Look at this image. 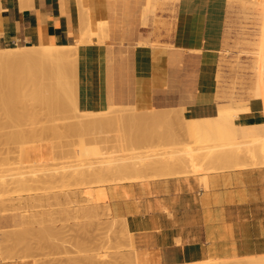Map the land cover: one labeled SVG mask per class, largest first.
Returning <instances> with one entry per match:
<instances>
[{
	"label": "crops",
	"instance_id": "1",
	"mask_svg": "<svg viewBox=\"0 0 264 264\" xmlns=\"http://www.w3.org/2000/svg\"><path fill=\"white\" fill-rule=\"evenodd\" d=\"M137 1L0 0V46L76 45V97L82 108L184 105L188 116L216 117L221 107L247 104L249 110L239 112L243 136L253 135L250 126L263 110L259 98L242 104L217 100L226 0H179L173 31L155 46L137 44L146 37L138 27ZM84 20L94 31L104 22L106 36L81 42ZM192 64L210 73L187 75L185 67ZM243 156L244 166L163 177L148 186L123 181L108 190L111 209L128 219L139 264L264 254V164L259 156ZM0 264L26 263L4 258L0 248Z\"/></svg>",
	"mask_w": 264,
	"mask_h": 264
},
{
	"label": "rangeland",
	"instance_id": "2",
	"mask_svg": "<svg viewBox=\"0 0 264 264\" xmlns=\"http://www.w3.org/2000/svg\"><path fill=\"white\" fill-rule=\"evenodd\" d=\"M178 1L179 0H138L136 2V4H134V7L136 6V8L138 9V13H139V17H140L138 19V27H140L141 31L145 32V34H146V37H140L143 39L138 41L137 44H139V45L146 44V45H153V46L163 44L161 42L160 38L165 37V36H170L171 32L173 31ZM225 3H226V11H227L226 12V23H225V39H224L223 48L220 52L219 63L217 65V69H216L217 91H218L217 100L219 102L231 101L234 104H242L245 99L251 98V97L254 98L253 91H254V88L256 85V75H255L256 72L253 68L254 67L253 65L255 64L254 61H256V59L259 56L261 46L264 47V35H262V31H263L262 30L263 29L262 18H263L264 6L262 5L261 2H256L254 0H226ZM143 8H144V12L142 13ZM94 36H97L98 40H102L103 37L106 36L105 32H104V22L100 21L99 22V31H94L89 27L88 23H85V20H84L82 27H81V33H80L81 42H84V43L91 42V41H93ZM260 41H261V43H260ZM164 44L167 46L169 45L166 43H164ZM51 45H52L51 47L48 45V47L50 49H52V47H54L53 44H51ZM30 47H32V46H30ZM36 47L42 48L41 46H39V47L36 46ZM45 47H47V45H45ZM19 48L23 49V47L22 48L19 47ZM54 49L57 52V54H64L65 56H67V60L65 61V59H64V61H62L61 65L59 64V69H57V72L59 73V75H58V73L56 74V76H57L56 78L58 79V77H59L58 81L65 82V84H63V83H62L63 85L61 84L62 86H60L59 84H58L59 86L57 85L60 88V89L58 88V92L61 93V94L58 93L57 95L61 96L63 94V90L65 92L67 90L69 93L68 94L65 93V95H67L66 99H65V96L62 95L64 97V101L67 102V98L70 97L69 94L71 95V93H73L72 95L74 96V98L76 97V83H75V66L76 65H75L73 60H76L77 46L73 45V44L55 45ZM53 53L56 54L54 51H53ZM68 59L71 60L72 63H70L71 61H68ZM63 62H65V63L67 62V65L70 66V68L68 66H67L68 68L66 67L67 69H70V70H68L70 74H68L67 71H66V73H64L65 75L63 74V72H65V70H66V68L63 66ZM68 63H70V64H68ZM72 64L74 66H71ZM2 65L3 64H0V67H2V68H0V71L3 68H6V66H7L4 64L5 66L3 67ZM64 65L66 66V64H64ZM63 67L65 70L63 69ZM23 68L24 69L26 68V70H27L26 72L29 71L28 74L24 73L25 70ZM61 68L63 69V71L60 70ZM187 68L188 69L190 68V70H187V75L209 74L210 73V71H204V70L199 71L198 68L196 66H194L193 64L191 65V67H189V66L185 67V69H187ZM22 69L24 70V72H22ZM5 70L3 72L1 71L2 73L0 72V74H1L0 78L2 77ZM32 70H35V72H33ZM37 70H38V72H37ZM36 72L39 73L40 76L43 75L39 69H31V68L25 67V65L21 64V67H19L18 73L15 72V74H17V77H15V78L17 79V81L19 83L16 81L15 78L13 81L14 84L18 83V84H16L17 86L15 85L17 88L15 87L14 89L11 90V86L13 85L12 84V85H10L9 90L6 86H5V89H7L8 91L14 90V92L16 90V94L18 91H20V92H18L17 95H19L20 93L24 94V92L21 91L22 85H24L22 88L24 91V89L27 88L28 84H29V86L32 87L33 82H34L35 86H33L32 88L35 89V87L40 86L37 84H40V83H38V80L40 82V79H41V78H39L40 76L38 77ZM23 73L26 74V76H25L26 79H25V77L22 76ZM7 74H8V71H7ZM7 74L5 73V75H7ZM12 74L10 73V75H12ZM60 74H61V76L64 75L65 77L61 78ZM67 74L69 75V77H67ZM10 75H8L10 78L7 77V79H9L8 80L9 84H11V80H13L11 78L13 76H10ZM34 76L35 77L37 76L36 77V79H37L36 83L37 84L35 83ZM66 77L70 80L71 83H69V81ZM22 78H23V81H22ZM7 79L5 82L6 85H7ZM24 79H25V81H24ZM32 79H34V80H32ZM43 80L44 79H42V81H41V85H43V86H41V89L43 88L42 90L45 91L44 90V84L47 83L49 80L47 81V79H46L45 81H47V82H44V84H43ZM72 81H73V83H72ZM21 82H22V84H21ZM66 83H69V84H66ZM19 84H20L21 88L18 87ZM69 85H70V88H72V90L75 92H72V90L70 88H68ZM2 86H4V85H2ZM7 86H9V85H7ZM29 86H28V88H30ZM18 88H20V89H18ZM28 88H27V90H28ZM32 88L29 90V92H28L29 94H30V91H32ZM38 88L39 87H37V90H39ZM5 89L1 90V84H0V91L1 92L5 91ZM68 89H70L71 91ZM7 90L5 91L6 94L8 93ZM35 90L33 92H35ZM11 91L9 92V94L11 93ZM43 91H41L40 94H37L40 91H36L37 93L35 92L33 94L31 92V95H28L26 93L27 92L26 91L25 93H26L27 97H24V95H22V97H21V95H19V96H16V98L18 97L17 101H18V103L21 104L22 102H19V99H20L19 97H21V99H22V100L20 99V101H23V97L26 100H28L27 99L28 97L30 98L29 100H32V99L34 100L35 96L37 97V95H38V97H39V95H41ZM189 91H187V92L189 93ZM2 93L5 94L4 92H2ZM46 93H48V92H46ZM46 93H43L42 97L40 96V98L37 97L36 98L37 100H35L34 103L35 104L36 103L37 104L43 103V105H44V101L46 100L45 98L47 97V96L44 97ZM34 94H35V96H34ZM49 96L50 95L48 93V97ZM60 96H59V98H60ZM43 97L45 100L43 99V100L39 101L40 103H38L37 102L38 99L40 100ZM63 97L61 99H63ZM71 98H73V97H71ZM68 99L70 100V98H68ZM71 100H72V102H74L73 99H71ZM17 101H15V102H17ZM28 101L27 102L23 101L25 103L23 108H22L23 105L19 104L20 108L18 106V109L20 111H21V109L25 110L26 109L25 108L26 103H29L30 105L32 103L31 106L33 107L34 106L33 101H31V102H28ZM64 101L62 100V104L66 103V102L64 103ZM69 102L67 105H71V103L69 104ZM18 103H14V104L17 106ZM60 103H61V101H60ZM41 104H40V106H42V109L39 110L40 113L39 112H37L36 114L34 113L35 116L31 112L32 109L28 107L29 111L27 109L26 115L28 117H30L31 120L26 119L25 118L26 116L24 117L23 115H22V117H24L25 120L22 118L23 120L22 121L19 120V122L15 121V120H13V122H12V120H10V122H9V120H5V118L0 117V167H1L0 168V171H1L0 172V207H1L0 208L1 209L0 210V231H1L0 232V236H1L0 237V247L2 246L1 244L3 243L4 245L1 247V251L3 252L2 255L4 258L16 260L19 262H24L26 264H139L136 260L135 253H134L132 246L130 244V233L131 232L129 230L127 217L116 214V211L111 209L110 202L108 199L103 201V200H100L97 198L96 188H101L103 190H106L108 193V190H113L114 186L117 183L123 182V180L125 181V179L120 181L121 178H124L121 175L108 174V172H106L107 174H105L104 172H105V170H107V168L106 169H104V168L107 167L109 164L106 165L108 162L106 163V162H102V161H105L107 159L106 157H113V158L121 157V158H126L125 159V160H127L126 162L131 164V162L132 163H134L135 161L139 162L140 161L139 159H141V158H142L141 161L142 160L147 161V160H149V158L151 160H152V158H154L156 160V159H161L163 156H164L163 158H165V155H166V157L169 156V158H170V156L171 157L173 156V159H175V158L178 159V158L184 157V156L182 157V154L185 155L186 157L191 156L193 154H194V156L198 154L199 157H197L198 158V160L196 161L197 164L195 163L193 166L192 165L189 166V169L191 170V168H192V170H193L192 172L196 173V172H200V171L210 170V169H213L214 167L219 168V167H217V164L222 165V162H221V164L216 163L219 160L214 162V160L218 159L219 156H218V158L215 156L216 159L212 160L213 162L210 161L213 154H212V156H210V159H209L208 157H206V155L208 156V154L205 153L204 154L205 159L203 160L204 157H202V155H203V152H206L205 150H211L213 152L214 148L218 149V150L219 149L222 150L225 147H232V146L226 144L227 142H225V145H227V146H224L223 140H222V143H221V140H217V141L216 140H209V141L204 140V141H202L199 139L196 140L192 136H189V134H190V133H188L189 127L186 126V125L189 126V118H188V113H187L186 107L184 105L172 106V107H166V108H153L154 111H156V113H157V110H162L161 112H164L163 110H166V111H165V113H163V117L161 115H159L160 113L158 114L161 118L158 116L157 117L158 119L156 117H155L156 119H154V117H153V119L156 122H154L153 120H150L151 122L150 121L147 122L148 125L146 123H144L149 127V129H144V130H150V128L152 127L151 130L152 129L153 130L148 131L149 133L147 131L143 133L144 130H143V128H140V127H143L144 125L138 124V126H140V125H142V126H140L139 128L137 127V129L136 128L135 129H136V131L142 129L143 134L141 132H138V134L141 133V136L142 135L145 136V137L143 136L144 138L142 137V139H143L142 140L140 137V134L139 135L133 134L134 131L128 132L129 130L127 131L126 129H124L126 126H128L126 123L122 124V122H121V124H119L120 119H118V118H120V117H118V116L116 117V116H112V115L117 111V109H118L117 107H121V110H122V108H126V109H124L125 110L124 114H123L124 110H122V111L120 110V112H122L123 116L128 115L129 112L130 113L128 116L131 115V112H132V114L140 113L141 114L140 116H142L143 113H145V112L147 113L148 111L152 112L153 109H147L148 111L147 110H139V109H136L133 104L129 105L132 108V109H129L130 107L128 105L115 104L114 106L116 107V111L114 113H111L113 108L112 109L108 108L109 106L107 107V109L105 108L106 109L105 111L103 109H101L99 111L88 109V111H89L88 112L87 108L84 110H81V111L76 110V109L74 110L75 104L72 103L74 106L73 105H71V106H73L74 108L73 107L71 108V106H68L69 109L70 108L71 109L70 110L68 109V112L66 111L67 109L66 110L64 109L65 111L63 110L61 112H67V113H64V114L62 113V115H61L60 110L63 109L61 106L65 107V105L59 104V105H61V106H59L60 110H56V108H54L56 110L55 111L53 109V107H54V105L56 107H58L57 104H53V107H51L50 105H52V104L48 103L47 106H45L46 104L44 105V107H45L44 111L46 112L45 113L46 115H45V114H43L44 112H42L44 108H43V105H41ZM38 106L36 107L37 109H38ZM46 107H49L50 109H46ZM33 108L35 111L37 110V109H35V107H33ZM233 108H234V112H236L237 109L249 110V107L247 104L244 106L241 105V106H237V107H233ZM52 109L54 111H52V113H51ZM108 109H110L111 112H109ZM16 110L17 109L14 110L15 113L18 112V110L17 111ZM46 110L50 111L49 113L51 115L53 114V112L54 113L57 111H59V112H58V115L56 117H55V115L57 113H55V115H53L54 116L53 117V116H48L49 113ZM85 110H86V113H84ZM114 110L115 109H113V111ZM20 111H19V113H20ZM29 112H31L33 114V116L30 114L32 117L29 115ZM97 112H99V113H97ZM47 113H48V115H47ZM59 113H60V115H59ZM81 113H82V116L80 115ZM116 113H118V112H116ZM20 114H22V112ZM122 114H121V117H122ZM150 114L151 113H149L148 115H150ZM145 115H147V114H145ZM148 115H147V117H148ZM106 116L108 117L107 118L108 120H111L112 117H116L115 119H118V120L116 121V120L112 119L114 121L109 122V121H107L106 118L104 119V117H106ZM119 116H120V114H119ZM128 116L127 117L125 116V117L129 118ZM136 116L138 117L139 115L137 114ZM99 117H102L104 119V122H99V124H98L99 127L97 125V127L95 126L96 127L95 128L92 124H96L98 122V120L100 119ZM132 117L134 118V115ZM151 117L152 116H150V118ZM126 118H125V120H126ZM17 119H19V116ZM122 119H124V117H122ZM122 119H121V121H122ZM134 119H133V122L134 121L136 122V120H134ZM14 121H15V123H14ZM105 121H107V122L105 123ZM118 121H119V123H118ZM157 121H159V122H157ZM186 121H187V123H186ZM92 122H95V123H92ZM83 123L85 126L83 125ZM104 123L106 125H104ZM108 123H110V124H108ZM129 123L130 122H128V124ZM151 123H153L154 126H152ZM129 125H131V124H129ZM132 125L137 126L134 123H132ZM149 125H151V126H149ZM155 125H156V128H155ZM122 126L123 127L125 126V127L123 128ZM131 126H129V127H131ZM87 127H89V128H87ZM129 127H128V129H129ZM133 127L134 126L131 127V130ZM57 128H58V132H57ZM144 128H145V126H144ZM42 129H43V131L44 130L45 131L43 132ZM119 131L123 132V133L120 134ZM238 132H239L240 137H238L237 138L238 140L236 139L235 141H239V140L241 141L242 140L241 144L242 143L245 144L244 139L251 138V137H245V136L243 137V133H244L243 129H241ZM45 133H46V136H44ZM80 133H81V136H80ZM117 133H119L121 136ZM127 133H128V135H127ZM130 133H131V135H130ZM42 135H43V137H42ZM239 135L237 134V136H239ZM96 136H97V138H96ZM100 137H101V139H100ZM121 137H122V139H124L123 141L118 140ZM137 137L138 138L140 137V138L138 139ZM88 138H90V139H88ZM125 139H127V140L125 141ZM58 142H60V143H58ZM214 142L218 145H216ZM192 143H193V145H192ZM248 143H246V144H248ZM201 144H204V145H201ZM241 144H238V145H241ZM186 145H188V146L186 147ZM244 146H246V145H244ZM95 147L96 148L98 147V149H100V150L102 149L100 151L101 153H98L99 151L97 152L98 154L97 153H94V154H88L87 153L88 150L93 151V148H95ZM24 148L25 149L31 148V149H30V151H28L27 149L25 150ZM185 148H188L189 150H186ZM247 148H245V150H246L245 151L244 148L241 147L242 151H245L246 153L248 152V155H250L252 151H250V154H249V151L247 150ZM125 149H127V150H125ZM233 149L230 148L231 151ZM239 149H236V151L239 152ZM241 149H240V157L242 158L244 152L241 156V153H242ZM134 150H136V151H134ZM221 150H219V151H221ZM1 151L3 153H1ZM156 151L159 153V155H160V153H162L163 156L162 155L158 156V153H156L157 155L152 154L154 157L152 155H150L151 153H155ZM211 151H210V153H211ZM215 151H217V150H214V152ZM234 151L235 150H233L232 152L234 154L238 155V153H236ZM27 152H30V153L32 152V153L30 154ZM121 152H122V154H121ZM169 152L170 153L172 152V153L169 154ZM197 152H199V153H197ZM64 154H66V155H64ZM147 154H149L150 156H148ZM234 154H232V155L234 156ZM252 154H251V156H252ZM29 155H31V156H29ZM97 155H98V157H97ZM103 155L105 157H103ZM146 155H147V158L145 159ZM254 155H255V152H254ZM134 156H136V158ZM233 156H232V159L234 158ZM256 156H259V155L257 154ZM27 157L28 158L30 157L29 159H31V157H34L33 160L32 159L31 160L32 161L35 160L34 161L35 163L30 162L31 160L29 161V159ZM132 157H134V159H132ZM201 157H202V159H201ZM215 157H213V158H215ZM227 157L230 158L231 156L228 155ZM4 158L6 161L4 160ZM85 158H87V159H85ZM20 159H22V160H20ZM261 159H262L261 162L263 164V157ZM1 160H3L4 163L5 162L6 163L4 164L3 161L1 162ZM125 160H120L119 162H121V161L123 162ZM221 160H223V158ZM22 161H24V162H22ZM92 161H95V164H93V165H97V166L99 165V167L95 166L96 169L97 168H99V170L103 169V171L102 170L99 171L98 169H97L98 170L97 171V170H95V168L93 166H92L93 168L90 167L93 163ZM238 161H241V159L236 158L234 165H236V166H240V164L245 165V163H241L242 161L239 163H238ZM90 162H91V164H90ZM224 162H226V161L224 160L223 163ZM236 162H237V164H235ZM128 163H126V164H128ZM34 164H38V165H36L37 167L35 166V168H37V169L34 168V170H33L32 168H33ZM189 164H191V163H189ZM41 165H45V167H43ZM224 165H225V163L222 166H224ZM39 166H40V168L41 167L42 168L39 169ZM47 166H49V168ZM179 166H180V164L178 165V167ZM198 166H199V168H197ZM201 166H202V168H201ZM226 166H228V165H226ZM226 166H224V167H226ZM182 167H184V166H182ZM30 168L32 170H30ZM89 168L91 171L94 169L95 172H94V170H93V172L95 174H96V172H100V173L103 172V173H101L102 177L99 176L100 178H97V176L95 177V175L92 176L93 174L91 176L90 175L84 176L83 174H81L82 171L84 172L85 170H87V172H89L90 171ZM32 171H34L36 173H34ZM181 172L178 175H181ZM192 172H188V174H191ZM20 173H22L23 176L20 175ZM146 173L147 174L149 173V178L147 177V179H149L151 181L161 179L164 177V176L158 177V176L153 175L155 173V171H153V169L147 170ZM57 174H58V176H57ZM182 174H184V173H182ZM185 174H187V172ZM87 176H89V177H87ZM129 176L130 175H128V177ZM169 176H171V175H169ZM169 176L167 175V177H169ZM172 176H176V175H172ZM24 177H27V178H31V177L34 178L35 177L32 180H36V178H37L38 181L33 182V181H31V179H29L30 180L29 183L27 182V184H25L26 182L25 183L23 182L25 179ZM94 177H95V179H94ZM113 177L115 178V181H114ZM16 178H17V180L23 179V181L21 180L22 182L20 181L21 184L23 183L22 187H21L20 183H18V185H16L17 183L13 184V180L15 182ZM27 178L25 181H27ZM130 178L131 179L127 178V181H129V180L134 181L132 179V177H130ZM98 179L101 181L98 182ZM102 179H107V181L102 180ZM108 179H110V180H108ZM112 179H113V181L111 182ZM147 179H144L143 181L145 182V180H147ZM201 180L203 181V183L207 184L205 175H203L201 177ZM137 181L140 184H142L141 180H137ZM11 183H12V185H10ZM97 184H99V185H97ZM1 186H3V187H1ZM26 186H27V188H26ZM87 189H89V190H87ZM83 190H85V191L83 192ZM87 192H88V194H87ZM64 193H65V195H64ZM53 194H55V195H53ZM41 196H42V198L40 199ZM53 196H58V197H53ZM20 197H22V199H20ZM86 197L89 199V201H86ZM31 198L33 199L32 201H31ZM59 201H61V202H59ZM2 203H5V205ZM60 204H62V205H60ZM17 205L20 208L17 209ZM94 205H96V206L98 205V206L96 207ZM104 205H107V207H105ZM23 206H24V208H22ZM62 211H64L65 213ZM43 212H44V214H43ZM22 216H24V217H22ZM122 218H124V219L122 220ZM49 220H51V221H49ZM38 221H40V222H38ZM81 222L84 224H81ZM38 226H40V228ZM41 227L42 228L45 227V228L42 229ZM25 228H26V231H25ZM31 228H32V230H31ZM12 229H14V231L16 229H18V230H16L18 233H19V231H20V233L24 231L23 232L24 235H23V233L18 234L16 231H15V234L13 235L12 233L14 231ZM2 230H5V231L7 230L8 233L12 234V235L8 236L9 234H7V231L6 232L3 231V233H2ZM21 230H23V231H21ZM28 230H29V232L27 233ZM49 231L51 233H49ZM37 232H39V233H37ZM56 232H57V234H56ZM2 234H5V236L3 235V237H2ZM28 234H30L31 236ZM49 234L51 235V237ZM19 235H21L23 237H21ZM25 235H27V236H25ZM35 235H38L37 238ZM55 236H57V237H55ZM4 237H8V239H6ZM25 237H26V239H25ZM43 238H45V239L43 240ZM49 238L51 241L49 240ZM31 239L32 240L35 239V241H31ZM36 239H37V242H36ZM3 240H6L4 242H7V245L4 242H2ZM49 241L51 243H49ZM12 242H15L16 246L10 245V244H14ZM20 242H22L23 244ZM38 242H40V243H38ZM28 243H29V245L33 244L34 247L31 245L33 248H31V246H30V248L28 249V247H29ZM62 243H64V244H62ZM17 244H18V246H17ZM19 244H22L23 246L22 245L20 246ZM34 244H37V245L35 246ZM54 244H56V245H54ZM25 245H28V246H25ZM9 247H10L11 251H10ZM23 248H24V250H23ZM82 248H83V250H82ZM7 249H8V251H7ZM32 249H33V251H32ZM13 250L16 252H14ZM20 250H21V252H20ZM28 250L31 253L27 254ZM16 253H17V255H16ZM24 253L26 254V256ZM7 254L9 256L14 255L16 257L11 256V258H10ZM24 257H27V258H24ZM260 262L262 264H264V254L248 255V256H242L239 258L205 257V258H201V259L192 260L191 262H182V263H175V264H260Z\"/></svg>",
	"mask_w": 264,
	"mask_h": 264
},
{
	"label": "bare ground",
	"instance_id": "3",
	"mask_svg": "<svg viewBox=\"0 0 264 264\" xmlns=\"http://www.w3.org/2000/svg\"><path fill=\"white\" fill-rule=\"evenodd\" d=\"M254 1H256V2H261L262 3V5L264 6V0H254ZM25 3V2H24ZM1 5V4H0ZM1 9V8H0ZM264 9V8H263ZM262 26H263V31H262V35H264V10H263V18H262ZM261 33V32H260ZM80 38V37H79ZM260 43H261V41H260ZM54 45V44H53ZM50 47L52 46V45H49ZM39 47V46H38ZM42 48H37L36 46H32V47H23V49H20L19 47H13V48H6V47H3V46H0V64H3L2 66L4 67L5 65H7L6 66V68H3L4 70L6 69L7 71H8V74H7V71L5 70V72L3 73V75H2V77L0 78V84H1V90L3 89H5V86L8 88V90L10 89V85H12L11 86V90L12 89H14L17 85L16 84H18L19 82L17 81V79L15 78V77H17V74H15V72L16 73H18V70H19V67H21V64L22 65H25V67H29V68H31V69H39L40 71H41V73L43 74V75H41L40 76V74L39 73H37L38 72V70H37V75H38V77L39 78H41L40 79V82H39V80H38V83H40V84H37L36 82H37V79H36V77L34 76V79H35V83L37 84V85H40V86H37V87H39L38 89L39 90H37V87H35V89H33L32 87L33 86H35L34 85V82L32 83L33 84V86L31 87V86H29V84H28V86L30 87V88H28V86H27V88H28V90H27V88L26 89H24V91H23V86L24 85H22V88L20 87V84L18 85V87H20L21 88V91L22 92H24V94L22 93H20L19 95H21V97H22V95H24V97H27L26 96V93L28 94V95H31V92H32V94L33 93H35L36 91H40V92H36L37 94H40L41 93V91H43L42 89H41V86H43V85H41V81H42V79H44L43 80V84H44V82H47L48 80V82L47 83H45L44 84V90L45 91H43L42 92V94L43 93H46V92H48L49 93V97H48V93H46L45 94V96L44 97H46L45 99L47 100H45L44 99V97L42 98V99H38V103H40L39 101H41V100H45L44 101V105L45 106H47L48 105V103H51L52 105H50L51 107H53V104H57V106L58 107H56L55 105H54V107H53V109L54 108H56V110H60L59 109V106H61V105H59V104H62V100L64 101V97L63 96H65V99H66V97H67V95H65V93H69L67 90H66V92L63 90V99H61L62 97L60 96V95H57L58 93H60V92H58V86L60 85V86H62L63 84H65V82H61V81H58V79H59V77H58V79L56 78L57 76H56V74L58 73L57 72V69H59V64L61 65V63H62V61H64V59H65V61L67 60V56H65L64 54H57V52L55 51V45H54V47H52V49H50L49 47H48V45H47V47H43V46H41ZM22 48V47H21ZM25 49V50H24ZM27 49V50H26ZM261 50H260V53H259V56H258V58L256 59V61H254L255 62V64L253 65L254 67V70H255V72H256V85H255V88H254V91H253V95H254V98H259L260 100H262L263 101V103H264V83H263V78H262V57H263V46H261V48H260ZM52 50V51H51ZM53 51L56 53V54H54L53 53ZM68 61H71V60H69L68 59ZM74 61V63H75V65H76V60H73ZM70 63H72V61L70 62ZM70 63H68V64H70ZM5 64V65H4ZM64 64H66V66L64 65ZM13 66V67H12ZM63 66L66 68L67 66L70 68V66L69 65H67V62L65 63V62H63ZM71 66H74L73 64L71 65ZM62 67V66H61ZM64 67H63V69H64ZM67 67V68H68ZM0 68H2V67H0ZM66 68V70H65V72H63V74L64 73H66V71H67V73L68 74H70L69 73V71L68 70H70V69H67ZM1 70L2 72L4 71V70ZM24 69V68H23ZM22 69V72H24V70H25V72L24 73H26V74H28V72H26L27 70H26V68L23 70ZM63 69L61 68L60 70H62L63 71ZM73 70V69H72ZM75 70H76V68H75ZM0 71V72H1ZM33 72H35V70H32ZM1 72V73H2ZM5 73L7 74V75H5ZM10 73L12 74V75H10ZM22 74V76L23 77H25L26 76V74ZM35 73V74H36ZM62 73V72H61ZM72 73V72H71ZM67 74V77H69V75ZM1 75V74H0ZM8 75H10V76H13V77H11L13 80H11V84H9L8 82V80L9 79H7V77L8 78H10ZM16 75V76H15ZM58 75H59V73H58ZM65 75V74H64ZM61 76V74H60V76H61V78L63 77H65V76ZM5 76V77H4ZM21 76V77H22ZM66 77V78H67ZM73 77V76H72ZM7 79V85H9V86H7L6 85V79ZM14 78L16 79V81L18 82V83H16V84H14ZM38 78V79H39ZM5 79V80H4ZM25 79H26V77H25ZM25 79H24V81H25ZM34 79H32V80H34ZM47 79V81H45ZM55 79V80H54ZM57 79V80H56ZM68 79V78H67ZM15 81V82H16ZM22 81H23V78H22ZM58 81V82H57ZM68 81H69V83H71L70 82V80L68 79ZM67 81V82H68ZM13 82V83H12ZM63 83V84H62ZM69 83H66V84H69ZM72 83H73V81H72ZM21 84H22V82H21ZM25 84V83H24ZM59 84V85H58ZM62 84V85H61ZM2 85H4V86H2ZM16 85V86H15ZM26 85V84H25ZM58 85V86H57ZM71 85V84H70ZM70 85H69V87L68 88H70ZM14 86V87H13ZM13 87V88H12ZM26 87V86H25ZM24 87V88H25ZM75 87V86H74ZM17 88V87H16ZM20 88H18V89H20ZM32 88V91H30V94L28 93L29 92V90ZM60 89V88H59ZM71 90H72V88H70ZM70 89H68V90H70ZM7 89H5V91H6ZM7 90V94L5 93V91H2V92H4L5 94H3L1 91H0V117H2V118H5V120H9V122H10V120H12V122H13V120H15V121H18L19 122V120H23L24 119V117L26 118V119H30V117H28L27 115H26V111H27V109H28V107L29 108H31L32 109V113L34 114H36L37 112H39L40 113V109H42V106H40V104H35L34 102H35V100H37L36 98L38 97V95H37V97L35 96V94H34V96H35V98H34V100L32 99V100H29L30 98L28 97L27 99L29 100H26L24 97H23V101L24 102H31V101H33V107H35V109H37L36 107L38 106V111L36 110H34V108L31 106L32 105V103H31V105L29 104V103H26V106H25V110H22L21 109V111L18 109V106H19V108H20V105H23L22 106V108L24 107V105H25V103L23 102V101H20V99H21V97H19L20 99H19V102H22L21 104L20 103H18V97L16 98V96H19V95H17L18 94V92H20V91H18L17 92V94H16V90H15V92H14V90L13 91H11V95L9 94V92L10 91H8ZM35 90V92H33ZM70 90V91H71ZM27 91V92H26ZM60 91V90H59ZM26 92V93H25ZM72 92H75V91H73L72 90ZM15 93V94H14ZM42 94L41 95H39V97L38 98H40V96L42 97ZM61 94V93H60ZM73 93H71V95H72ZM15 97H14V96ZM70 94H69V96L70 97H68V98H70V100L67 98V102L66 101H64V103L65 104H62V105H65V107H63V106H61L63 109L62 110H60V113H61V115H62V113L64 114V113H67L68 112V109H69V107L68 106H71V105H73L72 103H74L75 104V108L73 107V106H71V108L73 107L74 108V110L76 109V110H79V111H81V110H84V109H86V108H82L79 104H78V100H77V97H75L74 98V96L72 95L71 96ZM33 96V95H32ZM59 96H60V98H59ZM71 97H73V98H71ZM71 99H73V101L74 102H72V100ZM75 99V100H74ZM22 100V99H21ZM15 101H17V102H15ZM60 101H61V103H60ZM70 101V102H69ZM43 102V101H42ZM48 102V103H47ZM68 102H69V104L71 103V105H67L68 104ZM14 103H18L17 104V106L14 104ZM20 104V105H19ZM28 104V105H27ZM36 105V106H35ZM41 105H43V103L41 104ZM44 105H43V111L42 112H44L43 114H45L46 112L44 111L45 110V107H44ZM67 105V106H66ZM257 105V104H256ZM129 106V105H128ZM260 106V105H259ZM16 107V108H15ZM40 107V108H39ZM130 107V106H129ZM58 108V109H57ZM70 108V109H71ZM108 108H113V109H115L114 111H113V109H112V112H111V110L110 109H108L109 110V112H111V113H114L115 111H116V107L113 105V107L112 106H109ZM118 109H117V111L116 112H118L119 114H120V116H119V114L118 113H114L112 116H118V117H120V118H118V119H120L119 121H120V123H119V121H118V123L119 124H121V122H122V124H127L128 126H122L124 129H126L128 132H133V134H138V132H141L142 133V129L141 130H137L136 131V129H137V127L139 128L140 126H142V125H140V126H138V124H143L144 126H145V128H144V126L143 127H140V128H143V130L144 129H149V127L147 126L148 125V123L147 122H149L150 120H153L154 122H156L154 119H156L159 115H161L162 117H163V113H165V111L166 110H163L164 112H161L162 110H157V113H156V111H154V109H153V113L152 112H149L148 110V112L149 113H151L150 115H148L149 113L147 112H145V113H143V115L142 116H140L141 114L140 113H137L139 116L137 117L136 115V113H134V114H132V112H131V115L130 116H128L129 115V113H128V115H125L126 117L128 116L129 118H126L125 116H123V114L125 113V110L124 109H126V108H122V110H124L123 111V114H122V112H120V110H121V107H117ZM15 109H17L18 110V112H14V110ZM46 109H50L49 107H46ZM51 110V113H52V111H54V110ZM66 110L67 112H61V111H63V110ZM69 109V110H70ZM107 109V108H106ZM106 109H103L104 111L106 110ZM129 109H132L131 107L129 108ZM16 110V111H17ZM35 112H34V111ZM55 110V111H56ZM64 110V111H65ZM121 110V111H122ZM156 110V109H155ZM19 111H20V113L22 112V114H20L19 113ZM28 111H29V109H28ZM48 113L50 112V111H48V110H46ZM87 111H88V109H87ZM91 111V110H90ZM99 111V110H98ZM160 111V112H159ZM240 111H242V109H238L236 112H234V108H231V109H227V108H224V107H221V108H219V115L218 116H216V117H191V116H188V118H189V126L188 125H186L187 127H189V131H188V133H190L189 134V136H192L194 139H199V140H202V141H204V140H206V141H209V140H221V143H222V140H223V145L224 146H227V145H225V142H227L226 144H228V145H230V146H232V147H225V148H223L222 150L221 149H219V150H221V151H219L218 149H215L214 148V150H217V151H215L214 152V150H213V152L211 151V150H205L206 152H203V155H202V157H204L203 158V160L205 159V153L206 154H208V156L206 155V157H208L209 159H210V156H212V154H213V156L211 157V159H210V161L211 162H213L212 160H214V159H216V157L218 158V156H219V158L218 159H216V160H214V162L215 161H218V162H216V163H220L221 164V162H222V165L225 163V165L224 166H226V165H228V166H233L234 165V163H231L230 164V162H229V160H232V154H234L232 151L233 150H235L234 152H236V153H238V155H236V154H234V158H233V161H235L236 160V158H238V159H241V157H240V149H241V147H243L244 148V150H245V148H247V150L249 151V154H250V151H252L251 152V154H252V156L254 155V152H255V157L256 158H258L256 155L258 154L259 155V157L260 158H262L263 157V164H264V108H263V110L261 111V112H259V114H260V121L257 123V124H254V125H251L250 127L252 128V130H253V132H254V134L253 135H251V136H245V137H251V138H249V139H244L245 140V144H241V142H242V140L240 141H235L238 137H240V135H239V132L238 131H240L241 129H243V123H242V113H239ZM31 112H29V115L31 114L32 116H33V114L31 113ZM41 112V113H42ZM58 112L59 111H57V112H55V113H57L56 115H55V113L53 112V114L51 115L50 113H49V115H48V113H47V115L48 116H53V115H55V117L58 115ZM89 112V111H88ZM93 112V111H92ZM15 113V114H14ZM60 113H59V115H60ZM80 113V112H79ZM84 113H86V110H85V112ZM91 113V112H90ZM97 113H99V112H97ZM103 113V112H102ZM160 113V114H159ZM162 113V114H161ZM18 114V115H17ZM35 114H34V116H35ZM118 114V115H117ZM121 114H122V117H124V119H122V117H121ZM127 114V113H126ZM136 114V115H135ZM145 114H147L148 115V117H147V115H145ZM154 116H153V115ZM159 114V115H158ZM22 115L24 116V117H22ZM30 115V116H31ZM38 115V114H37ZM46 115V114H45ZM70 115V114H69ZM81 116H82V113L80 114ZM85 115V114H84ZM134 115V118L132 117ZM145 115V116H144ZM165 115V114H164ZM18 116H19V119H17L18 118ZM31 116V117H32ZM68 116V115H67ZM75 116V115H74ZM109 116V115H108ZM150 116H152L151 118H150ZM28 117V118H27ZM54 117V116H53ZM116 117H112L111 118V120H108L107 118V116L106 117H104V119L106 118L107 119V121H109V122H111V121H114V120H118V119H115ZM153 117H154V119H153ZM156 117V118H155ZM160 117V116H159ZM15 118V119H14ZM23 118V119H22ZM51 118V117H50ZM100 119L98 120V122L96 123V124H92L94 127L96 126L97 127V125L99 124V122H104V119L102 118V117H99ZM102 118V119H101ZM110 118V117H109ZM125 118H126V120H125ZM161 118V117H160ZM159 118V119H160ZM33 119V118H32ZM112 119H114V120H112ZM121 119H122V121H121ZM128 119V120H127ZM133 119L134 120H136V122L134 121L133 122ZM149 119V120H148ZM158 119V118H157ZM25 120V119H24ZM31 120V119H30ZM81 120V119H80ZM101 120V121H100ZM103 120V121H102ZM132 120V121H131ZM15 121H14V123H15ZM79 121V120H78ZM90 121V120H89ZM93 121V120H92ZM107 121H105V123L107 122ZM127 121V122H126ZM8 122V123H9ZM77 122V121H76ZM83 122V121H82ZM81 122V123H82ZM86 122V121H85ZM84 122V123H85ZM124 122V123H123ZM128 122H130L129 124H131L132 125V123H134V124H136L137 126H135V125H132V126H134L133 128H132V130H131V125H129L128 124ZM151 122V121H150ZM157 122H159V121H157ZM25 123V122H24ZM54 123V122H53ZM84 123H83V125H84ZM92 123H95V122H92ZM104 123V125H106ZM144 123H146V124H144ZM186 123H187V121H186ZM20 124V123H19ZM28 124V123H27ZM26 124V125H27ZM72 124V123H71ZM90 124V123H89ZM108 124H110V123H108ZM18 125V124H17ZM101 125V124H100ZM151 125L152 126H154V124L153 123H151ZM151 125H149V126H151ZM19 126V125H18ZM73 126V125H72ZM85 126V125H84ZM103 126V125H102ZM113 126V125H112ZM129 126H131V127H129ZM95 127V128H96ZM98 127H99V125H98ZM120 127V126H119ZM128 127H129V129H128ZM43 128V127H42ZM49 128V127H48ZM76 128V127H75ZM85 128V127H84ZM87 128H89V127H87ZM86 128V129H87ZM93 128V127H92ZM94 128V129H95ZM136 128V129H135ZM152 128V127H151ZM151 128H150V130H151ZM155 128H156V125H155ZM79 129V128H78ZM48 130V129H47ZM72 130V129H71ZM83 130V129H82ZM90 130V129H89ZM115 130V129H114ZM123 130V129H122ZM121 130V131H122ZM125 130V131H126ZM150 130H144L143 131V133L144 132H148V131H150ZM153 130V129H152ZM151 130V131H152ZM42 131H43V129H42ZM45 131V130H44ZM43 131V132H44ZM76 131V130H75ZM81 131V130H80ZM79 131V132H80ZM126 131V132H127ZM15 132V131H14ZM19 132V131H18ZM25 132V131H24ZM31 132V131H30ZM57 132H58V128H57ZM56 132V133H57ZM120 132V131H119ZM238 132V133H237ZM11 133V132H10ZM121 133H123V132H120V134ZM141 133H139L140 134V137H141V139H142V137L144 136V135H142L141 136ZM142 133V134H143ZM149 133V132H148ZM16 134V133H15ZM25 134V133H24ZM30 134V133H29ZM60 134V133H59ZM117 134H119V133H117ZM119 134V135H120ZM132 134V135H133ZM138 134V135H139ZM157 134V133H156ZM237 134L239 135V136H237ZM20 135V134H19ZM27 135V134H26ZM34 135V134H33ZM85 135V134H84ZM127 135H128V133H127ZM130 135H131V133H130ZM44 136H46V133H45V135ZM80 136H81V133H80ZM83 136V135H82ZM121 136V135H120ZM160 136V135H159ZM6 137V136H5ZM17 137V136H16ZM20 137V136H19ZM42 137H43V135H42ZM48 137V136H47ZM119 137V136H118ZM125 137V136H124ZM123 137V138H124ZM139 137V138H140ZM145 137V136H144ZM143 137V138H144ZM155 137V136H154ZM244 137V136H243ZM40 138V137H39ZM67 138V137H66ZM96 138H97V136H96ZM133 138V137H132ZM138 138V137H137ZM138 138V139H139ZM242 138V137H241ZM41 139V138H40ZM43 139V138H42ZM88 139H90V138H88ZM100 139H101V137H100ZM108 139V138H107ZM35 140V139H34ZM86 140V139H85ZM118 140H121V141H123L124 139H122V137L121 138H119ZM127 139H125V141H126ZM143 140V139H142ZM226 140V141H225ZM238 140V139H237ZM249 140V141H248ZM111 141V140H110ZM194 141V140H193ZM249 143H248V142ZM35 142V141H34ZM109 142V141H108ZM219 142V141H218ZM55 143V142H54ZM58 143H60V142H58ZM135 143V142H134ZM215 143V142H214ZM246 143H248V144H246ZM56 144V143H55ZM121 144V143H120ZM132 144V143H131ZM212 144V143H211ZM216 144V143H215ZM238 144H241V145H238ZM54 145V144H53ZM192 145H193V143H192ZM196 145V144H195ZM201 145H204V144H201ZM216 145H218V144H216ZM222 145V144H221ZM220 145V146H221ZM234 145V146H233ZM236 145V146H235ZM244 145H246V146H244ZM61 146V145H60ZM73 146V145H72ZM135 146V145H134ZM133 146V147H134ZM188 145H186V147H187ZM223 146V147H224ZM238 146V147H237ZM240 146V147H239ZM195 147V146H194ZM217 147V146H216ZM237 147V148H236ZM19 148V147H18ZM69 148V147H68ZM96 148V147H95ZM95 148H93V151L92 150H88L87 151V153L88 154H94V153H97L98 151V153H101L100 151L102 150H100V149H98V147L95 149ZM198 148V147H197ZM230 148L231 149H233L232 151L230 150ZM239 149V152L238 151H236V149ZM8 149V148H7ZM25 149V148H24ZM27 149V148H26ZM25 149V150H26ZM30 149L31 148H29V149H27L28 151H30ZM37 149V148H36ZM186 150H189L188 148H185ZM21 150V149H20ZM69 150V149H68ZM96 150V151H95ZM123 150V149H122ZM125 150H127V149H125ZM150 150V149H149ZM185 150V151H186ZM204 150V149H203ZM23 151V150H22ZM32 151V150H31ZM74 151V150H73ZM134 151H136V150H134ZM209 151V152H208ZM210 151H211V153H210ZM230 151V152H229ZM246 151V150H245ZM245 151H242V149H241V156H242V154H243V152H244V156L243 157H246L245 155H247L248 154V152L246 153ZM104 152V151H103ZM102 152V153H103ZM149 152V151H148ZM168 152V151H167ZM190 152V151H189ZM188 152V153H189ZM217 152V153H216ZM1 153H3L2 151H1ZM5 153V152H4ZM22 153V152H21ZM20 153V154H21ZM27 153H30V152H27ZM26 153V154H27ZM32 153V152H31ZM30 153V154H31ZM97 153V154H98ZM105 153V152H104ZM103 153V154H104ZM151 153V152H150ZM156 153H158L157 151L155 152V153H151L150 155H152V154H156ZM164 153V152H163ZM172 153V152H171ZM170 152H169V154H171ZM197 153H199V152H197ZM246 153V154H245ZM120 154V153H119ZM121 154H122V152H121ZM168 154V153H167ZM168 154V155H169ZM202 154V153H201ZM231 154V155H230ZM251 154H250V157H252L251 156ZM25 155V154H24ZM61 155V154H60ZM64 155H66V154H64ZM130 155V154H129ZM128 155V156H129ZM138 155V154H137ZM142 155V154H141ZM148 156H150L149 154H147ZM147 155H146V157H145V159L147 158ZM157 155V154H156ZM160 155H162L163 156V154L162 153H160ZM159 155V153H158V156H160ZM176 155V154H175ZM231 156L230 158H228L227 156ZM29 156H31V155H29ZM42 156V155H41ZM68 156V155H67ZM102 156V155H101ZM108 156V155H107ZM117 156V155H116ZM153 156V155H152ZM161 156V157H162ZM184 156V157H183ZM201 156V155H200ZM216 156V157H215ZM223 156V157H222ZM236 156V157H235ZM249 156V155H248ZM247 156V157H248ZM253 156V157H254ZM3 157V156H2ZM22 157V156H21ZM96 157V156H95ZM97 157H98V155H97ZM103 157H105L104 155H103ZM102 157V158H103ZM135 158H136V156H134ZM134 157H132V159H134ZM154 157V156H153ZM164 157V156H163ZM162 157V158H163ZM182 157L183 158H175V159H173V156L171 157L170 156V158H169V156L168 157H166V155H165V158H161V159H154V158H152V160L149 158V160H147V161H145V160H142L141 161V159H139L140 161L139 162H137V161H135L134 163H132L131 162V164H129L128 162H126L127 160H125L126 158H121V157H118V158H113V157H106L107 159L105 160V161H102V162H108L106 165H108L107 167H105L104 169H106L107 168V170H105V174H107L106 172H108V174H117V175H121L122 177H124V178H121V180L120 181H122L123 179H125V181H127V178L128 179H131L130 177H132V179L133 180H141L142 181V184H143V186H148L149 185V179H147V177L149 178V173L147 174L146 173V171L147 170H150V169H153V171H155V173L153 174V175H155V176H158V177H167V175L169 176V175H178L181 171V174L182 173H186L187 172V174H188V172H192L193 170H192V168H191V170L189 169V166L190 165H194L195 163H196V161L198 160V158L197 157H199L198 156V154L197 155H195L194 156V154L193 155H191V156H188V157H186L185 155H183L182 154ZM186 157V158H185ZM196 157V158H195ZM202 157H201V159H202ZM213 157H215V158H213ZM228 159H227V158ZM252 157V158H253ZM254 157V158H255ZM28 158V157H27ZM30 158V157H29ZM28 158V159H29ZM33 158L34 157H31V159L33 160ZM37 158V157H36ZM88 158V157H87ZM87 158H85V159H87ZM101 158V157H100ZM129 158V157H128ZM138 158V157H137ZM156 158V157H155ZM160 158V157H159ZM168 158V159H167ZM223 158V160H221ZM249 158V157H248ZM253 158V159H254ZM7 159V158H6ZM23 159V158H22ZM22 159H20V160H22ZM31 159H29V161L31 160ZM38 159V158H37ZM36 159V160H37ZM42 159V158H41ZM131 159V160H132ZM144 159V158H143ZM172 159V160H171ZM196 159V160H195ZM235 159V160H234ZM243 159V158H242ZM247 159V158H246ZM252 159V160H253ZM4 160H5V158H4ZM25 160V159H24ZM30 161V162H34V161ZM39 160V159H38ZM120 160H125V161H121V162H119ZM228 161L227 163L226 162H224L223 163V161ZM262 160V159H261ZM3 160H1V162H2ZM6 161V160H5ZM27 161V160H26ZM72 161V160H71ZM133 161V160H132ZM180 161V162H179ZM232 161V162H233ZM242 161V160H241ZM241 161H238V163L239 162H241ZM20 162V161H19ZM22 162H24V161H22ZM21 162V163H22ZM93 163H92V165L90 166V167H94L95 168V166H97V165H93V164H95V161H92ZM100 162V161H99ZM120 164H119V163ZM130 162V161H129ZM3 163H4V161H3ZM6 163V162H5ZM4 163V164H5ZM9 163V162H8ZM29 163V162H28ZM31 163V164H32ZM35 163V162H34ZM126 163H128V164H126ZM189 163H191V164H189ZM241 163H245V165L248 163H246V162H244V161H242ZM10 164V163H9ZM54 164V163H53ZM90 164H91V162H90ZM99 164V163H98ZM138 164V165H137ZM180 164V166L178 167V165ZM197 164V163H196ZM235 164H237V162L235 163ZM8 165V164H7ZM27 165V164H26ZM36 165H38V164H34V166H33V170H34V168H35V166ZM49 165V164H48ZM82 165V164H81ZM89 165V164H88ZM184 166V167H182V166ZM216 165V164H215ZM222 165H219V164H217V167H221ZM239 165V164H238ZM4 166V165H3ZM21 166V165H20ZM41 166H43V167H45V165H41ZM197 166V165H196ZM224 166H222L223 167V169H224ZM240 166H244V164H240ZM8 167V166H7ZM11 167V166H10ZM19 167V166H18ZM37 167V166H36ZM48 168H49V166H47ZM92 167V168H93ZM97 167H99V165L97 166ZM181 167V168H180ZM204 167V166H203ZM1 168V167H0ZM30 168V170H32ZM42 168V167H41ZM40 168V166H39V169H41ZM183 168V169H182ZM197 168H199V166L197 167ZM201 168H202V166H201ZM211 168V167H210ZM215 168V167H214ZM213 168V169H214ZM234 168V167H233ZM237 168V167H236ZM35 169H37V168H35ZM44 169V168H43ZM73 169V168H72ZM77 169V168H76ZM83 169V168H82ZM81 169V170H82ZM98 170H99V168H97ZM96 168H95V170H97ZM222 168H220V170H221ZM225 169H228V168H225ZM20 170V169H19ZM46 170V169H45ZM65 170V169H64ZM74 170V169H73ZM84 170V169H83ZM89 170H90V168H89ZM94 170V169H93ZM93 170L91 171H89V172H87V170H85L84 172L82 171V173L81 174H83L84 176H86V175H92V176H94L95 175V177L97 176V178H100V177H102V174L101 173H103V172H96V174L94 173L95 172V170H94V172H93ZM97 170V171H98ZM102 171H103V169H101ZM101 170H99V171H101ZM181 170V171H180ZM55 171V170H54ZM184 171V172H183ZM199 171V170H198ZM1 172V171H0ZM32 172H34V171H32ZM31 172V173H32ZM69 172V171H68ZM74 172V171H73ZM76 172V171H75ZM34 173H36V172H34ZM58 173V172H57ZM78 173V172H77ZM193 173V172H192ZM197 173V172H196ZM24 174V173H23ZM53 174V173H52ZM76 174V173H75ZM20 175H22V173H20ZM50 175V174H49ZM78 175V174H77ZM80 175V174H79ZM82 175V176H83ZM104 175V174H103ZM127 177H126V176ZM128 175H130L129 177H128ZM2 176V175H1ZM23 176V175H22ZM21 176V177H22ZM26 176V175H25ZM57 176H58V174H57ZM61 176V175H60ZM100 176V177H99ZM154 176V177H155ZM28 177V176H27ZM27 177H24L25 179H24V181H23V179H21L25 184H27V182L29 183V179H31V181H38L37 180V178H36V180H32V179H34V178H27ZM43 177V176H42ZM87 177H89V176H87ZM95 177H94V179H95ZM186 177V176H185ZM23 178V177H22ZM26 178H27V181H25L26 180ZM49 178V177H48ZM54 178V177H53ZM58 178V177H57ZM96 178V179H97ZM153 178V177H152ZM111 179V178H110ZM110 179H108V180H110ZM113 179H114V181H115V178L113 177ZM113 179L111 180V182L113 181ZM144 179H147V180H145V182L143 181ZM13 180V179H12ZM20 179L19 180H17V178L15 179V182H14V180H13V184L15 183H17L16 185H18V183H20V181H21ZM80 180V179H79ZM86 180V179H85ZM102 180H106L107 181V179H102ZM17 181V182H16ZM21 181V182H22ZM92 181V180H91ZM101 180H99L98 179V182H100ZM118 181V180H117ZM124 181V180H123ZM130 181V180H129ZM147 181V182H146ZM53 182V181H52ZM85 182V181H84ZM93 182V181H92ZM105 182V181H104ZM103 182V183H104ZM110 182V183H111ZM44 183V182H43ZM87 183V182H86ZM201 183V182H200ZM206 183H207V181H206ZM2 184V183H1ZM21 184V183H20ZM19 184V185H20ZM24 184V185H25ZM93 184V183H92ZM102 184V183H101ZM156 184V183H155ZM208 184V183H207ZM207 184H205L204 183V185L206 186ZM5 185V184H4ZM8 185V184H7ZM10 185H12V183L10 184ZM22 185H23V183L21 184V187H22ZM29 185V184H28ZM97 185H99V184H97ZM33 186V185H32ZM64 186V185H63ZM1 187H3V186H1ZM12 187V186H11ZM18 187V186H17ZM20 187V186H19ZM25 187V186H24ZM37 187V186H36ZM41 187V186H40ZM44 187V186H43ZM76 187V186H75ZM8 188V187H7ZM26 188H27V186H26ZM33 188V187H32ZM54 188V187H53ZM144 188V187H143ZM11 189V188H10ZM121 189V188H120ZM23 190V189H22ZM87 190H89V189H87ZM115 190H116V188H115ZM85 190H83V192H84ZM143 191H144V189H143ZM2 192V191H1ZM7 192V191H6ZM69 192V191H68ZM78 192V191H77ZM96 192H97V198L98 199H100V200H107L108 199V197H109V195H108V193H107V191L106 190H103V189H101V188H96ZM95 192V193H96ZM128 192V191H127ZM72 193V192H71ZM9 194V193H8ZM16 194V193H15ZM50 194V193H49ZM83 194V193H82ZM87 194H88V192H87ZM53 195H55V194H53ZM59 195V194H58ZM64 195H65V193H64ZM71 195V194H70ZM73 195V194H72ZM84 195V194H83ZM124 195V194H123ZM145 195V194H144ZM34 196V195H33ZM39 196V195H38ZM43 196V195H42ZM42 196L40 197V199L42 198ZM26 197V196H25ZM30 197V196H29ZM48 197V196H47ZM53 197H58V196H53ZM144 197V196H143ZM34 198V197H33ZM92 198V197H91ZM90 198V199H91ZM157 198V197H156ZM14 199V198H13ZM12 199V200H13ZM18 199V198H17ZM20 199H22V197H20ZM30 199V198H29ZM37 199V198H36ZM44 199V198H43ZM78 199V198H77ZM84 199V198H83ZM88 198L86 197V201H89V199L87 200ZM25 200V199H24ZM33 199L31 198V201H32ZM93 201V200H92ZM99 201V200H98ZM155 201V200H154ZM2 202V201H1ZM14 202V201H13ZM12 202V203H13ZM50 202V201H49ZM59 202H61V201H59ZM80 202V201H79ZM94 202V201H93ZM150 202V201H149ZM48 203V202H47ZM56 203V202H55ZM87 203V202H86ZM153 203V202H152ZM2 204H4L5 205V203H2ZM7 204V203H6ZM10 204V203H9ZM35 205V204H34ZM44 205V204H43ZM48 205V204H47ZM60 205H62V204H60ZM103 205V204H102ZM20 206V205H19ZM30 206V205H29ZM33 206V205H32ZM40 206V205H39ZM53 206V205H52ZM94 206H96V205H94ZM98 206V205H97ZM96 206V207H97ZM105 207H107V205H104ZM5 207V206H4ZM16 207V206H15ZM27 207V206H26ZM37 207V206H36ZM109 207V206H108ZM1 208V207H0ZM3 208V207H2ZM18 208H20V207H18V205H17V209ZM22 208H24V206L22 207ZM31 208V207H30ZM38 208V207H37ZM99 208V207H98ZM15 209V208H14ZM26 209V208H25ZM67 209V208H66ZM87 209V208H86ZM1 210V209H0ZM6 210V209H5ZM21 210V209H20ZM27 210V209H26ZM64 210V209H63ZM81 210V209H80ZM79 210V211H80ZM19 211V210H18ZM61 211V210H60ZM77 211V210H76ZM85 211V210H84ZM41 212V211H40ZM46 212V211H45ZM62 212H64V211H62ZM65 213V212H64ZM96 213V212H95ZM36 214V213H35ZM43 214H44V212H43ZM62 214V213H61ZM111 214V213H110ZM109 214V215H110ZM31 215V214H30ZM48 215V214H47ZM53 215V214H52ZM36 216V215H35ZM38 216V215H37ZM41 216V215H40ZM112 216V215H111ZM142 216V215H141ZM22 217H24V216H22ZM33 217V216H32ZM43 217V216H42ZM82 218V217H81ZM50 219V218H49ZM83 219V218H82ZM124 218H122V220H123ZM34 220V219H33ZM36 220V219H35ZM40 220V219H39ZM118 220V219H117ZM32 221V220H31ZM42 221V220H41ZM49 221H51V220H49ZM126 221V220H125ZM25 222V221H24ZM38 222H40V221H38ZM44 222V221H43ZM89 222V221H88ZM38 224V223H37ZM81 224H84V223H82L81 222ZM86 224V223H85ZM33 225V224H32ZM39 225V224H38ZM24 226V225H23ZM39 228H40V226H38ZM37 227V228H38ZM38 228V229H39ZM42 228V227H41ZM43 228H45V227H43ZM42 228V229H43ZM47 228V227H46ZM20 229V228H19ZM37 229V230H38ZM10 230V229H9ZM13 231H14V229H12ZM16 230H18V229H16ZM15 230V231H16ZM24 230V229H23ZM23 230H21V231H23ZM31 230H32V228H31ZM36 230V229H35ZM45 230V229H44ZM3 231H5V230H2V233H3ZM7 231V230H6ZM5 231V232H6ZM15 231L12 233L13 235L15 234ZM25 231H26V228H25ZM42 231V230H41ZM51 231V230H50ZM49 231V233H51ZM54 231V230H53ZM57 231V230H56ZM1 232V231H0ZM17 232V231H16ZM24 232V231H23ZM23 232H21V233H23ZM29 232V230L27 231V233ZM58 232V231H57ZM57 232H56V234H57ZM18 233V232H17ZM19 233H20V231H19ZM18 233V234H19ZM20 233V234H21ZM26 233V232H25ZM32 233V232H31ZM37 233H39V232H37ZM47 233V232H46ZM7 234H9L8 233V231H7ZM12 234H9L8 236H10V235H12ZM48 234V233H47ZM3 235L5 236V234H2V237H3ZM23 235H24V233H23ZM28 235H30V234H28ZM41 235V234H40ZM39 235V236H40ZM50 235V234H49ZM7 236V235H6ZM19 236H21V235H19ZM25 236H27V235H25ZM31 236V235H30ZM36 236V238H37V236L38 235H35ZM59 236V235H58ZM1 237V236H0ZM14 237V236H13ZM12 237V238H13ZM21 237H23V236H21ZM34 237V236H33ZM43 237V236H42ZM50 237H51V235H50ZM55 237H57V236H55ZM54 237V238H55ZM4 238H6V239H8V237H4ZM10 238V237H9ZM16 238V237H15ZM46 238V237H45ZM45 238H43V240L45 239ZM11 239V238H10ZM9 239V240H10ZM17 239V238H16ZM15 239V240H16ZM25 239H26V237H25ZM64 239V238H63ZM19 240V239H18ZM28 240V239H27ZM47 240V239H46ZM49 240H50V238H49ZM4 241H6V240H3L2 242H4ZM14 241V240H13ZM20 241V240H19ZM31 241H35V239L34 240H32L31 239ZM40 241V240H39ZM51 241V240H50ZM49 241V243H51ZM54 241V240H53ZM59 241V240H58ZM11 242V241H10ZM9 242V243H10ZM27 242V241H26ZM36 242H37V239H36ZM57 242V241H56ZM65 242V241H64ZM6 245H7V242H4ZM12 243H14V244H10V245H15L16 243L15 242H12ZM18 243V242H17ZM20 243H22V242H20ZM30 243V242H29ZM29 243H28V245H29ZM38 243H40V242H38ZM48 243V242H47ZM59 243V242H58ZM23 244V243H22ZM22 244H19L20 246L22 245ZM62 244H64V243H62ZM2 246L4 245L3 243L1 244ZM28 245H25V246H28ZM32 246H33V244H31ZM31 245H29V247H28V249L30 248V246ZM35 246L37 245V244H34ZM43 245V244H42ZM53 245V244H52ZM54 245H56V244H54ZM61 245V244H60ZM74 245V244H73ZM78 245V244H77ZM76 245V246H77ZM1 246V247H2ZM16 246V245H15ZM17 246H18V244H17ZM23 246V245H22ZM31 246V248H33ZM39 246V245H38ZM0 247V248H1ZM6 247V246H5ZM37 248V247H36ZM4 249V248H3ZM9 249H10V247H9ZM14 249V248H13ZM27 249V248H26ZM53 249V248H52ZM67 249V248H66ZM80 249V248H79ZM6 250V249H5ZM15 250V249H14ZM13 250V251H14ZM22 250V249H21ZM21 250H20V252H21ZM23 250H24V248H23ZM64 250V249H63ZM82 250H83V248H82ZM7 251H8V249H7ZM6 251V252H7ZM10 251H11V249H10ZM32 251H33V249H32ZM53 251V250H52ZM55 251V250H54ZM2 252V251H1ZM14 252H16V251H14ZM3 253V252H2ZM10 253V252H9ZM29 253H31V252H29V250L27 251V254H29ZM25 254V253H24ZM63 254V253H62ZM67 254V253H66ZM65 254V255H66ZM8 255V254H7ZM16 255H17V253H16ZM6 256V255H5ZM9 256V255H8ZM12 256V255H11ZM11 256H9L10 258H11ZM14 256V255H13ZM12 256V257H13ZM25 256H26V254H25ZM29 256V255H28ZM85 256V255H84ZM14 257H16V256H14ZM83 257V256H82ZM24 258H27V257H24ZM260 264H262L261 262H260Z\"/></svg>",
	"mask_w": 264,
	"mask_h": 264
},
{
	"label": "built area",
	"instance_id": "4",
	"mask_svg": "<svg viewBox=\"0 0 264 264\" xmlns=\"http://www.w3.org/2000/svg\"><path fill=\"white\" fill-rule=\"evenodd\" d=\"M262 78H263V83H264V47H263V57H262ZM262 105H263V108H264L263 101H262Z\"/></svg>",
	"mask_w": 264,
	"mask_h": 264
}]
</instances>
